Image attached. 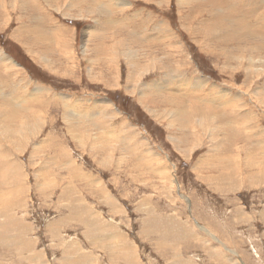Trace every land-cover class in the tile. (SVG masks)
<instances>
[{
	"label": "rangeland",
	"instance_id": "rangeland-1",
	"mask_svg": "<svg viewBox=\"0 0 264 264\" xmlns=\"http://www.w3.org/2000/svg\"><path fill=\"white\" fill-rule=\"evenodd\" d=\"M70 1L0 0V264H264V0Z\"/></svg>",
	"mask_w": 264,
	"mask_h": 264
},
{
	"label": "bare ground",
	"instance_id": "bare-ground-1",
	"mask_svg": "<svg viewBox=\"0 0 264 264\" xmlns=\"http://www.w3.org/2000/svg\"><path fill=\"white\" fill-rule=\"evenodd\" d=\"M57 1H59V0H57ZM183 1V0H182ZM85 2H86V0H85ZM84 2V3H85ZM185 2L188 4V6L189 7H191V10L192 9H194V8H197L198 10H199V13H201V9H200V5L201 4H199V3H196L193 7H192V5H191V1L190 0H185ZM67 3V2H66ZM73 4V5H72ZM187 4H184V5H187ZM34 6V5H33ZM65 6V5H64ZM69 6L70 7H75L76 5L74 4V1L72 0V1H70L69 2ZM84 6H86V4L84 5ZM83 7V6H82ZM96 7V6H95ZM3 8H4V6L2 7V11H3ZM202 8V7H201ZM221 8V7H220ZM84 9V8H83ZM98 9V8H97ZM94 10V9H93ZM227 11H230V8H227ZM100 12V11H99ZM99 14V13H98ZM101 14V13H100ZM97 15V14H96ZM100 16V15H99ZM227 21L228 22H232L231 20H230V18L228 17L227 18ZM205 22V21H204ZM206 23V22H205ZM99 27V26H98ZM102 27V26H101ZM97 28V27H96ZM204 28H202L201 30H203ZM38 30V29H37ZM100 30H101V28H100ZM21 34V33H20ZM89 36H92V35H89ZM88 36V37H89ZM167 44V43H166ZM170 44V43H169ZM234 57V56H233ZM244 58V57H243ZM254 57L253 56H251L250 57V60L251 61H253V63H254V59H253ZM5 63V64H7V63H11L13 66L15 65V63H14V61H12L7 55H5L4 53H2V52H0V63ZM168 62H170V61H168ZM10 66V67H12L13 68V66ZM10 79H12V78H10ZM9 81V80H8ZM8 81L7 80H2V82L0 81V83L1 84H3V85H5L6 87H7V84H8ZM190 82V81H189ZM188 82V83H189ZM13 89L11 88V89H9L10 90V92H11V94H10V98L12 99H16V97L17 96H19L20 95V93H19V89L16 91L15 90V87L18 85H16V83H15V80L13 81ZM183 84H184V82H183ZM195 86H194V88L195 87H197V88H199V87H201L202 86V84L200 83V81H196L195 82V84H194ZM159 85H157V87H154V88H157L159 91H162L163 92V90L164 89H162L163 87H158ZM189 86V85H188ZM192 86V85H191ZM10 87V86H9ZM12 87V86H11ZM18 88V87H17ZM196 88V89H197ZM2 89V88H1ZM182 90V89H181ZM39 91V89L37 90V92ZM158 91V92H159ZM1 92V91H0ZM4 93V92H3ZM43 93V92H42ZM2 94V93H1ZM1 94H0V96H1ZM4 96V95H3ZM171 96V95H170ZM189 96V95H188ZM207 97H206V99H208V95H206ZM226 96V95H225ZM25 97V99H27L26 101H24L25 102V106H23V105H21V104H19L18 105V107H15L14 105V108H12V107H10V108H12V112H10V113H8L7 115H6V117L8 118V119H6V121L8 120V121H11V119L13 120V121H17V120H19L18 119V117L20 116V114L19 113H21L22 111H25L26 113H27V115L28 116H26L25 118H27V117H33V116H35L36 118H38V114H36V112L35 111H33V108H32V106H35V105H37V103L35 102V100L33 99V96H24ZM31 98V99H30ZM173 98V97H172ZM235 98H237L236 96H235ZM11 99H9V100H11ZM19 99L20 100H22V96L20 95V97H19ZM189 99V98H188ZM205 99V100H206ZM0 100H1V98H0ZM176 100V99H175ZM201 100H203V99H201ZM220 100V103H222V108H223V110H224V115H222L223 113H221V111L220 112H216L214 115H215V117L213 118V120L212 121H217V119L218 120H224V121H226V118L227 117H231L232 115L231 114H229V111L231 110V109H229L228 108V106L230 105V104H233L232 103V101H224V100H221V99H219ZM236 100L237 99H235V102H236ZM33 101V102H32ZM188 101H190V99L188 100ZM193 101V100H192ZM210 101V100H209ZM217 101V100H216ZM12 102V101H11ZM31 102V103H30ZM35 102V103H34ZM195 102V101H194ZM199 102V101H198ZM218 102V101H217ZM188 103V102H187ZM192 103V102H191ZM206 103V102H205ZM210 103V102H209ZM13 104H15V103H13ZM196 104V103H195ZM235 104V103H234ZM209 105H213L212 103H210ZM220 105V104H219ZM5 106V105H4ZM206 106V105H205ZM3 107V106H2ZM2 107H0V108H2ZM191 107V106H190ZM221 107V106H220ZM228 109H227V108ZM192 109H197L196 107H191ZM198 109H200L201 110V107L200 108H198ZM208 109V108H207ZM206 109V110H207ZM6 110V109H5ZM209 110L210 109H208V111H206V112H208L209 113ZM2 111V110H1ZM0 111V112H1ZM96 111V110H95ZM204 111V110H203ZM98 112V111H97ZM211 113V112H210ZM234 113V112H233ZM76 114V113H75ZM73 115H74V113H73ZM85 115V114H84ZM102 115V114H101ZM104 115V114H103ZM85 116H87V115H85ZM88 117V116H87ZM110 117V116H109ZM84 118H86V117H84ZM237 119H239V118H237ZM40 120V119H39ZM112 120V119H111ZM198 122H201V118H198V120H197ZM19 122H22L21 121V116H20V120H19ZM42 122V121H41ZM218 123H221V122H218ZM222 123H224V122H222ZM35 124H37V123H35ZM236 125H237V127H235V129H231L230 127H228L227 128V130H229V132L228 133H230V132H234L235 130H237L238 129V124H239V122H237V123H235ZM221 125V124H220ZM32 126V125H31ZM226 126V125H225ZM38 128H39V126H38ZM225 128V127H224ZM34 129L36 130V128L34 127ZM40 129V128H39ZM16 130V129H15ZM101 131V130H100ZM3 132V131H2ZM29 132H30V130H29ZM31 132H32V130H31ZM30 132V133H31ZM4 133H5V131H4ZM24 133V132H23ZM26 133V132H25ZM30 133H28V134H30ZM102 133V132H101ZM12 134V133H11ZM11 134H9V135H11ZM20 134H22L21 132H20ZM4 136H6V135H4ZM112 137V136H111ZM4 138V137H3ZM3 138H1V139H3ZM251 139H253V137L251 136ZM257 140V139H256ZM260 141V140H259ZM259 141H257V144H258V146L256 145V148L258 149V148H260V145H259ZM264 141V140H263ZM248 146H251V144H248ZM1 147H3V146H1ZM255 169H264V165H258L257 167H255ZM223 179H225L224 178V175H223ZM228 179H230L229 177H228ZM6 181V180H5ZM22 186V185H21ZM100 193V192H99ZM103 193V192H102ZM103 195H104V193H103ZM106 196V195H105ZM105 196H104V199H105ZM106 197H108V196H106ZM103 198V197H102ZM110 199V198H109ZM110 202L112 201V199L111 200H109ZM80 209V208H79ZM73 212H75L76 213V211L74 210ZM2 213V212H1ZM0 213V214H1ZM202 229V228H201ZM204 231H206V229H203ZM210 234V233H209ZM208 234V235H209ZM214 237V236H213ZM132 261V260H131ZM134 263V262H133ZM72 264V263H71Z\"/></svg>",
	"mask_w": 264,
	"mask_h": 264
},
{
	"label": "crops",
	"instance_id": "crops-1",
	"mask_svg": "<svg viewBox=\"0 0 264 264\" xmlns=\"http://www.w3.org/2000/svg\"><path fill=\"white\" fill-rule=\"evenodd\" d=\"M173 245H174V243L170 244V246H169V247L173 248Z\"/></svg>",
	"mask_w": 264,
	"mask_h": 264
}]
</instances>
